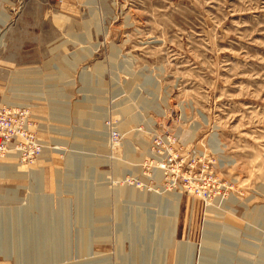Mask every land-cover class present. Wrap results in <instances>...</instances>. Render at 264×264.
Returning a JSON list of instances; mask_svg holds the SVG:
<instances>
[{"label": "rangeland", "instance_id": "obj_1", "mask_svg": "<svg viewBox=\"0 0 264 264\" xmlns=\"http://www.w3.org/2000/svg\"><path fill=\"white\" fill-rule=\"evenodd\" d=\"M0 21V107L44 147L0 160V264H264V0H0Z\"/></svg>", "mask_w": 264, "mask_h": 264}, {"label": "built area", "instance_id": "obj_2", "mask_svg": "<svg viewBox=\"0 0 264 264\" xmlns=\"http://www.w3.org/2000/svg\"><path fill=\"white\" fill-rule=\"evenodd\" d=\"M24 112L23 108L0 107V157H3V153L7 151L11 142L18 141L19 147L16 149L20 151L23 160L27 163H33L35 157L41 154L43 148L36 140L31 130L32 125ZM112 136V141L117 144L119 142L115 139L117 135L113 133ZM158 145L156 143L152 151H155ZM160 163L159 168L164 172V175L171 171L175 165L174 158L170 155L163 158Z\"/></svg>", "mask_w": 264, "mask_h": 264}, {"label": "bare ground", "instance_id": "obj_3", "mask_svg": "<svg viewBox=\"0 0 264 264\" xmlns=\"http://www.w3.org/2000/svg\"><path fill=\"white\" fill-rule=\"evenodd\" d=\"M0 22H1V21H0ZM23 110L25 111L24 114L27 115V117H28V119H29V121H30V124L32 125V129H31V130H32V132L34 133V135H35V137H36V140L39 142L41 148H44V147H43V143L40 141V139H38L37 128H36V122H35L33 116L30 115L28 109L23 108ZM113 133L116 134L117 137H119V135H118L117 132L111 130L110 132H108V139L110 140V141H109L110 143H114V142L112 141V139H113L112 134H113ZM117 137L115 138V136H114V138H115L116 140H118ZM217 143H218V142H217ZM215 145H216V141H215ZM18 147H19V143H18V141H15L14 143L11 142V144H10L9 148L7 149V151L3 153V157H0V160L5 159L8 155H13V156H15L16 159H18V160L20 159L21 162H23V163H27V161L23 160L22 156L20 155V151H19L18 149H16V148H18ZM42 151H43V149H42ZM41 154H42V152H41ZM41 154L37 155L35 158H39V156H40ZM35 158H34V159H35ZM177 198H178V196H173V197H171L172 201L167 202L168 205L170 206V208H171L172 210L176 209V207H177V206H176V205H177ZM174 213H175V211H174ZM211 229H212V228H211ZM39 258H40V257H39Z\"/></svg>", "mask_w": 264, "mask_h": 264}, {"label": "crops", "instance_id": "obj_4", "mask_svg": "<svg viewBox=\"0 0 264 264\" xmlns=\"http://www.w3.org/2000/svg\"><path fill=\"white\" fill-rule=\"evenodd\" d=\"M5 23H6V22H5ZM82 54H83V56H81V57H82V59H84V58H85V56H87V55H88L87 53L85 54L84 52H82ZM81 76H82V77H83V76H85L84 72H82V73H81ZM37 135H39V134H38V132H37ZM38 137H39V136H38Z\"/></svg>", "mask_w": 264, "mask_h": 264}]
</instances>
